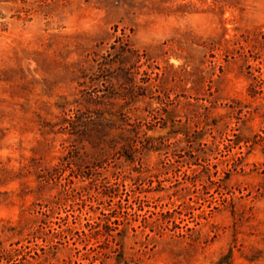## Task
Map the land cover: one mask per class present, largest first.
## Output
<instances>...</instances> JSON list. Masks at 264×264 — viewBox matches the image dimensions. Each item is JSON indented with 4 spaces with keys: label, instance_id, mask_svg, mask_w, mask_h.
Here are the masks:
<instances>
[{
    "label": "rangeland",
    "instance_id": "obj_1",
    "mask_svg": "<svg viewBox=\"0 0 264 264\" xmlns=\"http://www.w3.org/2000/svg\"><path fill=\"white\" fill-rule=\"evenodd\" d=\"M0 264H264V0H0Z\"/></svg>",
    "mask_w": 264,
    "mask_h": 264
},
{
    "label": "trees",
    "instance_id": "obj_2",
    "mask_svg": "<svg viewBox=\"0 0 264 264\" xmlns=\"http://www.w3.org/2000/svg\"><path fill=\"white\" fill-rule=\"evenodd\" d=\"M233 103L238 104L239 102ZM260 109L261 107L255 108L256 111H259ZM78 118L79 117L76 118L75 122L76 124L78 122L80 124H78L79 128L77 127L79 131L74 134V136H76L75 140H77V142H87L91 144V147L96 152L98 147L105 142L104 138L107 134V129H110L112 126L110 125L109 127L106 125H102L101 123L95 124L94 122L85 123L80 121V119ZM89 127H91L92 129H88ZM130 134L131 133L129 131L124 130L121 137H118V139L121 141L120 150H122V153L125 154L124 156L122 155V158L123 161L126 163V166H132L130 171L136 172L140 176L143 172H145L142 167V158L146 151V147L142 144L139 148H136V146L133 144V140L129 137ZM112 143V146H116V144H118L117 141H114ZM135 162L139 163L138 167L135 166Z\"/></svg>",
    "mask_w": 264,
    "mask_h": 264
}]
</instances>
